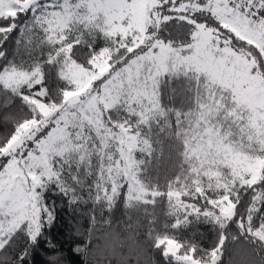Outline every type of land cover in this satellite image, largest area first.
<instances>
[{"label":"snow or ice","instance_id":"obj_1","mask_svg":"<svg viewBox=\"0 0 264 264\" xmlns=\"http://www.w3.org/2000/svg\"><path fill=\"white\" fill-rule=\"evenodd\" d=\"M0 264H264V0H0Z\"/></svg>","mask_w":264,"mask_h":264},{"label":"trees","instance_id":"obj_2","mask_svg":"<svg viewBox=\"0 0 264 264\" xmlns=\"http://www.w3.org/2000/svg\"><path fill=\"white\" fill-rule=\"evenodd\" d=\"M55 231V230H54Z\"/></svg>","mask_w":264,"mask_h":264}]
</instances>
